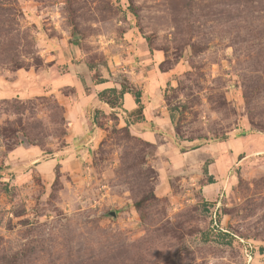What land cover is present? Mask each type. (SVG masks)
<instances>
[{
    "label": "rangeland",
    "instance_id": "obj_1",
    "mask_svg": "<svg viewBox=\"0 0 264 264\" xmlns=\"http://www.w3.org/2000/svg\"><path fill=\"white\" fill-rule=\"evenodd\" d=\"M247 263L264 0H0V264Z\"/></svg>",
    "mask_w": 264,
    "mask_h": 264
},
{
    "label": "built area",
    "instance_id": "obj_2",
    "mask_svg": "<svg viewBox=\"0 0 264 264\" xmlns=\"http://www.w3.org/2000/svg\"><path fill=\"white\" fill-rule=\"evenodd\" d=\"M213 223H212V227L215 230L221 231V232H229L227 229H224L221 226V223H219L218 219H217V212L214 213V217L212 219ZM240 243L243 245L244 248V252H245V256L247 257L246 262L250 263V261L252 260L253 254H254V246L253 243L251 241H245L244 239L238 238ZM247 263V264H248Z\"/></svg>",
    "mask_w": 264,
    "mask_h": 264
},
{
    "label": "trees",
    "instance_id": "obj_3",
    "mask_svg": "<svg viewBox=\"0 0 264 264\" xmlns=\"http://www.w3.org/2000/svg\"><path fill=\"white\" fill-rule=\"evenodd\" d=\"M111 91H116V90H111ZM124 91V94L125 93H133L132 91H125V90H123ZM105 92V91H104ZM104 92H102L101 94H103ZM122 94H123V92H122ZM133 95H134V97H135V102H136V104L138 105V107H139V111L141 112L142 111V108H143V104H142V95H141V93L140 92H135V93H133ZM141 122V118L140 119H138V121H137V123H140ZM141 205H142V203L141 202H137L136 204H135V206H136V208L138 209V210H141ZM142 218H143V216H142ZM213 219V218H212ZM213 221V220H212ZM218 221H219V223H220V218L218 219ZM213 223V222H212ZM214 233H216L217 235H219V236H222V237H228V238H230L231 239V237L232 236H234L235 237V235H233V234H231L230 232H221V231H218V230H215L214 229ZM235 238H239V237H235ZM242 239H244L245 241H249L248 239H245V238H242ZM254 249H255V247H254ZM261 251H263V249L261 248Z\"/></svg>",
    "mask_w": 264,
    "mask_h": 264
},
{
    "label": "water",
    "instance_id": "obj_4",
    "mask_svg": "<svg viewBox=\"0 0 264 264\" xmlns=\"http://www.w3.org/2000/svg\"><path fill=\"white\" fill-rule=\"evenodd\" d=\"M114 218L116 217V214L114 213V212H112V214H111Z\"/></svg>",
    "mask_w": 264,
    "mask_h": 264
}]
</instances>
